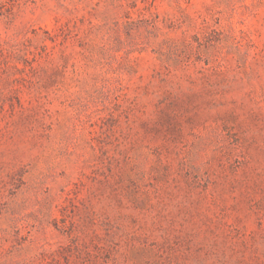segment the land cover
Listing matches in <instances>:
<instances>
[{"label":"rangeland","instance_id":"374dc122","mask_svg":"<svg viewBox=\"0 0 264 264\" xmlns=\"http://www.w3.org/2000/svg\"><path fill=\"white\" fill-rule=\"evenodd\" d=\"M0 264H264V0H0Z\"/></svg>","mask_w":264,"mask_h":264}]
</instances>
